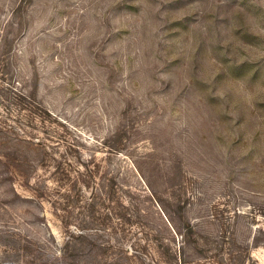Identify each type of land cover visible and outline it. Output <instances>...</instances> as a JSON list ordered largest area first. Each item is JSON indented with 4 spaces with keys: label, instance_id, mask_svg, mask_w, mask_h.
<instances>
[{
    "label": "rangeland",
    "instance_id": "374dc122",
    "mask_svg": "<svg viewBox=\"0 0 264 264\" xmlns=\"http://www.w3.org/2000/svg\"><path fill=\"white\" fill-rule=\"evenodd\" d=\"M0 129V264H264V0H0Z\"/></svg>",
    "mask_w": 264,
    "mask_h": 264
},
{
    "label": "trees",
    "instance_id": "16d2710c",
    "mask_svg": "<svg viewBox=\"0 0 264 264\" xmlns=\"http://www.w3.org/2000/svg\"><path fill=\"white\" fill-rule=\"evenodd\" d=\"M2 129H0V131H1ZM24 140V139H23ZM24 142H27V141H24ZM1 157H4V158H6L7 157V155H6V153H3V154H1L0 155ZM0 160L2 161V159L0 158ZM0 161V162H1ZM22 161L21 160H19V163H21ZM15 166V168L17 169V170H21V168H20V164H17V165H14ZM20 172V171H19ZM28 177V173H26V176H25V178H27ZM192 228L191 227H189L188 228V230L183 234V239H185V241L188 239L189 240V233L191 232L192 233ZM86 237H92V236H89V234H87V231L84 229V228H81L76 234H74V233H71L70 234V237H68V240H67V243H66V246H64V250H63V253H62V257H61V259H67L68 258V256H67V252L69 251V248H73L74 250H76L78 247H77V244H73L74 243V241H76V240H78V241H81V243H80V245L79 246H81L82 245V247L84 248V240L86 239ZM81 239V240H80Z\"/></svg>",
    "mask_w": 264,
    "mask_h": 264
}]
</instances>
